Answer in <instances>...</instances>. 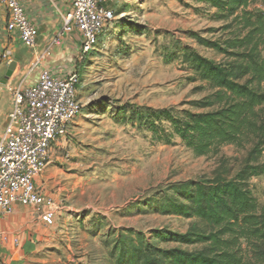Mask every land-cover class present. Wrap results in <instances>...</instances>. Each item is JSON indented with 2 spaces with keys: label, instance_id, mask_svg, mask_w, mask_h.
<instances>
[{
  "label": "rangeland",
  "instance_id": "1",
  "mask_svg": "<svg viewBox=\"0 0 264 264\" xmlns=\"http://www.w3.org/2000/svg\"><path fill=\"white\" fill-rule=\"evenodd\" d=\"M109 6L116 20L79 71L83 112L37 178L40 190L59 210L56 224L39 225L36 210L27 207L26 216L36 222L28 234L2 233L1 245L14 246L13 264L20 254L21 264H115L111 251L118 234L186 233L195 223L203 227L196 220L159 214L151 205L172 195L180 183L219 175L232 179L249 161L252 145H226L197 157L181 139L161 141L118 112L125 105L172 114L208 111L198 105L214 89L191 82L193 72L183 64V54L167 60L165 49L172 51L177 44L223 62L222 54L201 46L190 34L210 40L233 37L237 26L226 29L232 19H218V10L196 0H111ZM249 10L259 13L264 6L252 4ZM3 97L0 120L9 106L8 94ZM162 126L170 128L166 122ZM258 163L264 164V149ZM249 187L264 212V174L252 177ZM181 248L192 252L204 246ZM242 249L247 264H264L246 242Z\"/></svg>",
  "mask_w": 264,
  "mask_h": 264
},
{
  "label": "trees",
  "instance_id": "2",
  "mask_svg": "<svg viewBox=\"0 0 264 264\" xmlns=\"http://www.w3.org/2000/svg\"><path fill=\"white\" fill-rule=\"evenodd\" d=\"M218 10L220 20L232 19L234 36L210 40L198 33V44L222 54L216 62L197 50L165 49V58L183 54V64L193 72L191 82L208 85L214 92L198 105L208 111L192 113L149 107H118L126 121L148 128L161 141L181 139L197 157H204L226 145H252L249 161L232 179L187 181L172 195L159 197L151 208L162 215L180 216L203 223L193 224L186 233L153 230L147 234H118L111 257L115 264H247L242 242L264 260V212L249 187V180L264 174L259 159L264 149V10H249L264 0H196ZM233 34V33H232ZM203 91V87H200ZM130 114V117H127ZM166 122L170 128H165ZM254 162L255 164H253ZM176 244V247L163 245ZM203 245L202 251H185L182 246Z\"/></svg>",
  "mask_w": 264,
  "mask_h": 264
},
{
  "label": "built area",
  "instance_id": "3",
  "mask_svg": "<svg viewBox=\"0 0 264 264\" xmlns=\"http://www.w3.org/2000/svg\"><path fill=\"white\" fill-rule=\"evenodd\" d=\"M111 0H74L65 18L63 33L77 32L82 41L78 62L82 65L100 43L101 36L116 20L109 6ZM8 12L7 31L16 35L27 48L37 43V30L21 0H0ZM57 37L53 44H57ZM7 54L2 60L10 65ZM41 62L33 63L25 76L5 87L11 95L0 142V222L15 212L17 205L32 207L48 227L56 224L59 210L37 186L36 180L50 165L54 149L68 137L72 123L83 112L77 86L79 67L62 68L57 73L40 70L30 84L33 72ZM2 233H0L1 245ZM16 242H18L16 240Z\"/></svg>",
  "mask_w": 264,
  "mask_h": 264
},
{
  "label": "crops",
  "instance_id": "4",
  "mask_svg": "<svg viewBox=\"0 0 264 264\" xmlns=\"http://www.w3.org/2000/svg\"><path fill=\"white\" fill-rule=\"evenodd\" d=\"M73 1L21 0V4L37 30V43L34 48L25 47L16 35L7 31L8 12L0 4V69L8 66L7 61L2 60L3 54H7V60L17 62V69L8 81L9 83L16 85L25 76L27 69L37 61L41 62V66L33 72L29 79L30 84L37 81L42 69L57 73L65 67L82 68L83 64L80 65L78 62V55L82 46L80 35L77 32L72 34L63 33L65 18L71 10ZM57 37L60 38L59 42L53 44ZM4 89L9 95V107L5 111L7 115L10 109L11 95L6 87ZM28 213L27 207L17 205L15 212L0 222V233L20 230L23 235L28 234V227L36 224L33 217L26 216ZM37 219L39 225L44 224L38 216ZM44 226L46 225L44 224ZM19 238V247H21V236ZM10 243L8 246L0 245V264H13L12 260H14L16 253L13 250L14 246ZM19 257L21 260L16 264L23 262V256L20 254Z\"/></svg>",
  "mask_w": 264,
  "mask_h": 264
},
{
  "label": "water",
  "instance_id": "5",
  "mask_svg": "<svg viewBox=\"0 0 264 264\" xmlns=\"http://www.w3.org/2000/svg\"><path fill=\"white\" fill-rule=\"evenodd\" d=\"M16 69H17V62H15V61H13L10 65L4 66V67H2L0 69V105H1V102H2V100L4 98L3 97L4 94L5 93L8 94L5 91L4 87L8 83L10 78L13 76L14 72L16 71ZM7 105H9V102L7 103ZM8 107L9 106H7V109H8ZM1 117L3 118V120H0V142L2 140L3 128H6L8 126V123H9V120H8V117H7L6 113L3 114Z\"/></svg>",
  "mask_w": 264,
  "mask_h": 264
}]
</instances>
